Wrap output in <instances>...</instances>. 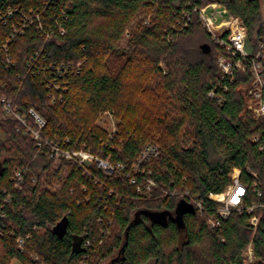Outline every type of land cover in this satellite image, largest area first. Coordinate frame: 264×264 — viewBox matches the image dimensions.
<instances>
[{"label": "trees", "instance_id": "trees-1", "mask_svg": "<svg viewBox=\"0 0 264 264\" xmlns=\"http://www.w3.org/2000/svg\"><path fill=\"white\" fill-rule=\"evenodd\" d=\"M214 1L249 37L263 33L264 0H0V98L33 123L30 109L39 113L42 138L123 164L106 173L67 161L61 188L45 189L48 144L0 118V264H245L251 239L264 264V150L250 140L264 122L248 108L250 66L232 81L218 68L220 49L198 13ZM109 109L119 121L107 138L95 121ZM149 145L159 151L137 170ZM235 168L245 182L256 172L262 195L250 187L254 212L211 227L219 203L208 194L223 192ZM166 191H188L204 209Z\"/></svg>", "mask_w": 264, "mask_h": 264}, {"label": "built area", "instance_id": "built-area-1", "mask_svg": "<svg viewBox=\"0 0 264 264\" xmlns=\"http://www.w3.org/2000/svg\"><path fill=\"white\" fill-rule=\"evenodd\" d=\"M198 13L202 26L206 31H208L216 47L220 49V52L216 57V62L223 78H227L232 81L234 80L238 70H246L247 67L250 66L251 80L247 89V92L250 95L248 108L252 111L255 118L261 119L264 122V22L262 23L263 33L259 37L255 36L251 40L249 39L248 30L243 19L240 16L232 14L227 6L221 2L214 1L203 5L198 9ZM247 46H251L252 51H249ZM3 47L7 48V44H3ZM11 63L12 61L9 58L8 64ZM219 85L226 89L225 85L220 83ZM209 94L213 96L214 91H210ZM0 102L3 105L4 111V114L0 118L17 120L22 124L26 133H30L37 139L39 146L48 144L51 151L53 153L60 152V156L64 157L66 162L70 160L81 165H88L89 163L96 161L97 165L102 167L106 173H112L115 168L118 170L123 168V164L121 163L115 166L108 160L102 162L99 157H95V159L92 160L90 159L91 161L86 163L83 155L89 157L88 151L83 149L70 150L69 148L60 145V141L53 143L48 140L44 141L41 136V128L44 127L46 121L39 113H37L34 109H30L29 112L34 117L33 123L28 120L26 115L20 114L14 103L5 96L0 98ZM250 140L252 143L257 144L261 151L264 150V128L261 132L253 134ZM158 151L159 149L157 146H147L141 154L139 163L136 165L137 170L142 162H144L151 155H156ZM78 154L82 157L80 158ZM235 170H238V172L235 173ZM240 173L241 170L235 168L230 174L231 181L223 192H210L208 194L210 199L219 203L216 209V216L209 219L211 227L219 226L221 224V219L227 218L232 212L253 213L254 209L257 207V204H249L247 202V194L251 187L252 191H254L257 196L262 195L259 176L256 172L250 171L254 179L252 182H245L241 179ZM13 178L15 179V185L17 187H21L23 185L24 175L21 170H15ZM33 180L35 181V178H33ZM134 181L135 179L132 178V182ZM152 185H155V181L150 179L146 189L149 191ZM169 194L178 195L179 193L178 191H166V195ZM179 195L188 199L190 205L195 209H204L202 202L196 196L191 195L188 191L182 192ZM259 219L260 218L257 214H253L250 218V222L255 228L258 226ZM101 231L104 233L105 230L103 229ZM18 241L20 245H23L24 240L22 238ZM84 244L89 245L90 240H86ZM247 246L249 256L253 257V239L250 240Z\"/></svg>", "mask_w": 264, "mask_h": 264}, {"label": "rangeland", "instance_id": "rangeland-1", "mask_svg": "<svg viewBox=\"0 0 264 264\" xmlns=\"http://www.w3.org/2000/svg\"><path fill=\"white\" fill-rule=\"evenodd\" d=\"M262 7H263L262 9H263V15H264V2H262ZM253 38L249 37V39H251V40ZM247 49L249 51H252L251 46H247ZM118 121H119V119L116 116L115 112L113 110L109 109V110L100 111L95 123L100 128L105 129L107 132V135H106L107 138H110L117 131ZM0 136L4 138V136L2 134H0ZM43 139H44V141L45 140L47 141L46 138H43ZM153 146H155V145H153ZM48 148L50 149L49 145H48ZM49 149H48L47 155H48V157H50L52 159L53 166L51 167V169L48 170V172L46 173V175L43 177L42 180L46 181L45 185L43 186L45 189L55 191V190L61 188L62 182L64 181V179L68 175L69 168L62 166L63 164L66 163V160L64 157L60 156L61 155L60 152L59 153H56V152L53 153L51 151V149H50V151H49ZM70 150H72V149H70ZM79 150H81V149H79ZM85 151L89 152V157H86V155H83V158H85L86 163H88L92 159H95V157H99V159L102 162L107 161L104 158H102L98 155H95L90 150H85ZM78 156H80V158L82 157L79 154H78ZM68 161H70V160H68ZM93 162H96V161H93ZM61 166H62V168L60 169ZM46 177L48 179H45ZM243 253H244L243 256L245 257V264H256L260 260L259 257L255 254V249H254L253 257L249 256L248 246L245 248ZM32 257H33V260H39L38 255L34 254V255H32ZM11 264H22V263L19 262L18 260H14ZM42 264H46V263H42Z\"/></svg>", "mask_w": 264, "mask_h": 264}, {"label": "water", "instance_id": "water-1", "mask_svg": "<svg viewBox=\"0 0 264 264\" xmlns=\"http://www.w3.org/2000/svg\"><path fill=\"white\" fill-rule=\"evenodd\" d=\"M201 50L204 53H210L211 52V45L209 43H203L201 45ZM188 210L194 211L193 207L191 205H186ZM54 230L58 232L59 234H64L67 230V220L66 218H63L55 227Z\"/></svg>", "mask_w": 264, "mask_h": 264}]
</instances>
